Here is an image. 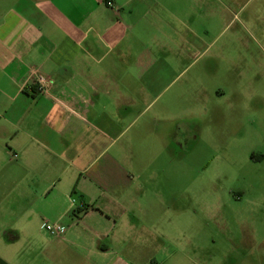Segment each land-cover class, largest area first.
<instances>
[{
  "label": "crops",
  "instance_id": "1",
  "mask_svg": "<svg viewBox=\"0 0 264 264\" xmlns=\"http://www.w3.org/2000/svg\"><path fill=\"white\" fill-rule=\"evenodd\" d=\"M130 4L0 0V264L17 246L36 249L29 264H149L128 250L177 234L158 227L178 196L172 182L159 188L161 164L113 148L126 118L114 116L116 89L126 104L132 69L121 44ZM36 71L51 81L45 94Z\"/></svg>",
  "mask_w": 264,
  "mask_h": 264
},
{
  "label": "rangeland",
  "instance_id": "2",
  "mask_svg": "<svg viewBox=\"0 0 264 264\" xmlns=\"http://www.w3.org/2000/svg\"><path fill=\"white\" fill-rule=\"evenodd\" d=\"M131 9L121 43L131 77L114 114L126 118L113 148L132 164H161L159 188L172 182L178 196L158 227L178 232L128 251L149 264H264V0H131ZM33 250L10 249L13 264H29Z\"/></svg>",
  "mask_w": 264,
  "mask_h": 264
},
{
  "label": "built area",
  "instance_id": "3",
  "mask_svg": "<svg viewBox=\"0 0 264 264\" xmlns=\"http://www.w3.org/2000/svg\"><path fill=\"white\" fill-rule=\"evenodd\" d=\"M106 5L108 7L113 8V3L111 1H107ZM116 14H119L118 9H115ZM35 84L37 85V91L40 94H45L47 92V90L49 89L50 85H51V81L49 78L43 76L42 74H40L39 72H35ZM47 223V222H45ZM45 228L47 231H49L51 234H53L54 236H58L61 232H62V226L60 224H46Z\"/></svg>",
  "mask_w": 264,
  "mask_h": 264
},
{
  "label": "trees",
  "instance_id": "4",
  "mask_svg": "<svg viewBox=\"0 0 264 264\" xmlns=\"http://www.w3.org/2000/svg\"><path fill=\"white\" fill-rule=\"evenodd\" d=\"M82 211H83V210H79L78 213H77V215L81 214Z\"/></svg>",
  "mask_w": 264,
  "mask_h": 264
}]
</instances>
